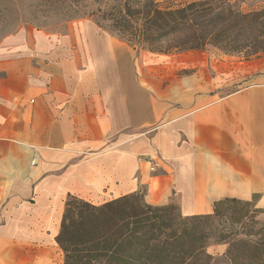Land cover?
<instances>
[{
  "label": "crops",
  "instance_id": "obj_1",
  "mask_svg": "<svg viewBox=\"0 0 264 264\" xmlns=\"http://www.w3.org/2000/svg\"><path fill=\"white\" fill-rule=\"evenodd\" d=\"M87 23L63 33L22 28L0 40V264H63L56 236L67 196L101 204L143 183L136 154L150 138L130 134L129 100L120 76L112 79L127 50ZM210 100L185 94L151 138L152 150L176 159L171 174L190 199L182 211L211 213L210 202L224 197L259 196L264 205V111L249 107L264 106V93Z\"/></svg>",
  "mask_w": 264,
  "mask_h": 264
},
{
  "label": "trees",
  "instance_id": "obj_2",
  "mask_svg": "<svg viewBox=\"0 0 264 264\" xmlns=\"http://www.w3.org/2000/svg\"><path fill=\"white\" fill-rule=\"evenodd\" d=\"M71 5L102 2L89 15L101 28L117 32L138 46H149L182 35L171 49L201 50L207 45L236 42L255 44L258 25L264 33V7L242 12L227 0H56ZM229 6L218 9L220 5ZM105 24V27L103 25ZM250 32V34H248ZM226 47V46H225ZM243 47V46H242ZM240 48V47H237ZM234 48L228 53H245ZM264 52L261 46L246 51V59ZM264 209L252 200L224 197L214 201L212 212L181 216L173 204L152 205L139 191L99 205L75 196L64 202L56 242L63 264H215L206 252L214 244H227L225 264H264Z\"/></svg>",
  "mask_w": 264,
  "mask_h": 264
},
{
  "label": "rangeland",
  "instance_id": "obj_3",
  "mask_svg": "<svg viewBox=\"0 0 264 264\" xmlns=\"http://www.w3.org/2000/svg\"><path fill=\"white\" fill-rule=\"evenodd\" d=\"M183 1L191 0H173V3L176 5ZM227 2L231 5L232 10L242 12L264 7V0H227ZM160 3L167 4L166 0H160ZM104 7V3L95 1L71 5L56 0H0V40L22 28H42L63 33L70 27L87 28L88 21L112 35V45L114 47L124 46L127 50L117 54V58L114 60L112 79L116 82L117 77L120 76L122 79L121 91L129 100L130 121L136 123L132 128H129V132L137 134V136L145 134L150 138L148 141L150 150L147 147L148 150L136 154L143 176V183L137 191L143 194V200L148 204H173L181 216L205 214L203 212L186 214L182 211L184 202L189 203L190 199L183 195L186 190L177 188L171 174L170 168L172 167L169 161L176 159L164 158L160 152L152 150L151 138L159 127L167 125L170 119H173V116L170 118L163 112L168 108L182 107L187 93L209 95L211 97L209 102L238 91L253 90L264 93V64L259 62L264 58V52L250 59L245 57L246 51L261 46L264 37L259 38V42L255 44H248V47H245L243 42H236L230 45H220V47L207 45L201 50H169L171 45L182 40V35L177 34L153 45L138 46L128 40L131 39L130 35L117 34V32L106 28V23H103L105 28L96 25L89 14ZM228 7V5H220L218 9H227ZM261 30L260 26H254L252 36L264 35V33L261 34ZM222 48L228 50L237 48L245 53H228ZM157 104L162 106V114L160 113L155 122H152L150 121V112L153 110V105ZM249 107L264 111V106L259 104ZM178 116L176 117L178 118ZM176 117L174 119H177ZM179 143L180 145L184 143L183 132L180 135ZM260 143L264 145V141ZM163 173H166L167 176H162ZM138 175L139 172L135 175L136 179H138ZM234 183L236 182H230L231 185ZM257 194L259 195V193ZM255 200V207L264 209V205L257 204L259 196H255ZM214 201L210 202V212ZM260 217H264V213ZM209 242L206 252L215 258V264H225L222 255L227 249V244L225 251L220 253L216 251V248L219 250L220 247L216 246L218 244L212 243V238Z\"/></svg>",
  "mask_w": 264,
  "mask_h": 264
}]
</instances>
